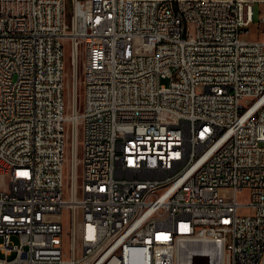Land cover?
I'll return each instance as SVG.
<instances>
[{"label":"built area","instance_id":"2783aa9c","mask_svg":"<svg viewBox=\"0 0 264 264\" xmlns=\"http://www.w3.org/2000/svg\"><path fill=\"white\" fill-rule=\"evenodd\" d=\"M0 177V264H264V0H0Z\"/></svg>","mask_w":264,"mask_h":264},{"label":"bare ground","instance_id":"6f19581e","mask_svg":"<svg viewBox=\"0 0 264 264\" xmlns=\"http://www.w3.org/2000/svg\"><path fill=\"white\" fill-rule=\"evenodd\" d=\"M22 2H30V0H22ZM217 253L218 244H213V236L210 234L194 237L189 242H185V237H178L173 264H211L210 254Z\"/></svg>","mask_w":264,"mask_h":264},{"label":"rangeland","instance_id":"374dc122","mask_svg":"<svg viewBox=\"0 0 264 264\" xmlns=\"http://www.w3.org/2000/svg\"><path fill=\"white\" fill-rule=\"evenodd\" d=\"M261 6L259 5H254V10H253V22L249 28V35L247 36L249 40H256L258 39V24H257V21H258V18H259V9H260ZM66 70H67V79H68V82L69 84L71 85V75H72V70H71V67L69 65H67L66 67ZM168 78L167 79H162V83L163 84H168ZM78 92H79V89H78ZM66 110L67 112H69V105L67 104L66 106ZM6 181L7 179L4 177V178H1L0 177V190L3 189L5 187V184H6ZM245 190L241 191L239 194H238V199L241 201V202H244L246 201V196H245Z\"/></svg>","mask_w":264,"mask_h":264}]
</instances>
